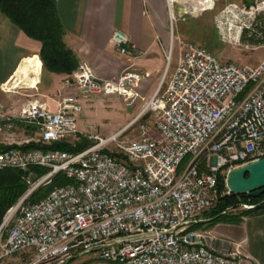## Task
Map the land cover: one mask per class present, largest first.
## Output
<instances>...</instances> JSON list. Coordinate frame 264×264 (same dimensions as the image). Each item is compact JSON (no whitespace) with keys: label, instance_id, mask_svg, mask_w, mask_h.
I'll use <instances>...</instances> for the list:
<instances>
[{"label":"built area","instance_id":"1","mask_svg":"<svg viewBox=\"0 0 264 264\" xmlns=\"http://www.w3.org/2000/svg\"><path fill=\"white\" fill-rule=\"evenodd\" d=\"M179 1L189 0H166L169 11ZM262 11L264 2L230 3L216 16V26L239 42ZM112 41L128 60L116 80H101L80 62L68 77L77 93L60 96L55 111L32 100L18 114L0 117V142L17 122L35 125L42 145L76 137L83 99L118 95L146 101L137 89L150 74L134 78L140 54L122 32ZM166 77L125 129L107 138L90 135L85 150H0L2 171L25 172L30 187L0 226V241L7 232L0 258L20 255L27 264H70L84 256L108 264L243 263L240 251L209 249L205 234L189 230V223L218 203L220 176L223 195L234 194L230 172L264 158V60L254 66L222 63L206 47L188 43L162 92ZM148 113L156 117L155 133L145 121ZM138 123L137 136L122 140ZM34 167L49 171L34 181ZM58 174L74 183L40 201L28 200ZM178 227H187V234H178Z\"/></svg>","mask_w":264,"mask_h":264},{"label":"crops","instance_id":"2","mask_svg":"<svg viewBox=\"0 0 264 264\" xmlns=\"http://www.w3.org/2000/svg\"><path fill=\"white\" fill-rule=\"evenodd\" d=\"M56 3L66 45L76 54L79 63L87 62L101 80H116L128 65L127 58L120 55L112 41L114 33L119 31L129 37L140 54L133 69L141 75L150 74L140 87L146 99L153 96L172 64L176 68L184 53L173 58L168 55L166 0H56ZM40 49L38 41L28 37L0 11V117L18 114L32 100H39L55 111L60 96L77 93L68 83L71 75L44 69ZM33 58L38 60L39 72L29 71L28 77L19 76L20 67ZM133 110L132 119L111 136L125 129L139 114ZM30 144H40L37 127L17 122L12 130L4 133L0 150L23 149ZM202 226V230L199 227L196 231L205 234L204 243L209 249L225 254L240 251L242 264H264V215L244 217L237 223Z\"/></svg>","mask_w":264,"mask_h":264},{"label":"rangeland","instance_id":"3","mask_svg":"<svg viewBox=\"0 0 264 264\" xmlns=\"http://www.w3.org/2000/svg\"><path fill=\"white\" fill-rule=\"evenodd\" d=\"M255 1L260 3L264 2V0H189L175 3L173 11L170 12L168 9V28L170 32L168 55H170L172 58L174 56H178L183 51H185L186 45L188 43H193L206 47L222 63H236L241 66H254L261 63L264 60V45L260 40L261 36L259 35V32H261L262 26L264 27V11H262L258 16V23L254 25L253 30L251 29L246 31L241 36L242 38L239 42L230 40L225 35H222L216 26V16L228 4L245 3L246 5L251 6L255 3ZM172 17L174 18L173 23L171 22ZM174 67L175 66L172 64L169 71L167 72L168 74L166 81L163 84L162 92L167 87V82L175 70ZM74 88L76 89L75 86ZM137 91L140 92V88H138ZM147 100L149 99H146V101ZM146 101H142L141 99H132L126 101V98L118 95L83 99L81 101L82 111L77 115L76 118L78 134L76 137L70 138L65 143L75 144L80 142L82 139L86 141L88 139L92 144V140L90 139V135L92 134H98L104 138L110 137L111 134L118 132L127 121L132 119L134 116L133 108L140 112ZM140 104L141 107H139ZM145 121L152 128V132L155 133V115H153V113H148V120L146 119ZM138 126L139 123L132 129L125 132L121 139H134L138 134ZM185 164L186 162H184L182 168L185 166ZM23 173L24 181L26 182V173ZM39 176L40 175L35 172V177L33 180L35 181ZM204 215L202 216V221L197 227H200L201 230L203 229L202 225L208 224L209 221V219H207ZM219 223L224 222H218L216 224ZM191 230L194 229L191 228ZM6 238L7 232L3 235L0 244L4 243ZM1 254L2 253L0 252V256ZM85 262L88 264H108L95 260L90 256L77 258L71 263L83 264ZM27 263L28 259H24L23 256L20 255L0 258V264Z\"/></svg>","mask_w":264,"mask_h":264},{"label":"trees","instance_id":"4","mask_svg":"<svg viewBox=\"0 0 264 264\" xmlns=\"http://www.w3.org/2000/svg\"><path fill=\"white\" fill-rule=\"evenodd\" d=\"M0 11L28 37L41 44L39 56L45 70L59 75L73 74L79 61L76 54L64 41L65 31L58 15L56 0H0ZM261 33L264 36V28H262ZM90 145L88 139L87 141L82 139L75 144L65 142L56 143L52 146L30 144L24 146L23 150L58 148L70 152H79ZM33 169L40 176L49 171L39 167ZM73 183L74 181L68 179L64 174H58L51 179L49 184L37 189L28 200L31 202L40 201L56 187ZM28 190L29 186L24 181L22 171L15 169L0 171V226L8 210L17 204ZM225 190V179L220 176L218 181V203L204 215L209 219L208 225H215L218 222L237 223L244 217L264 215V193L260 197L254 198L249 194L223 195ZM243 203L255 205L256 207L250 210L240 209V205ZM227 209L231 211L223 214V211ZM198 226L197 224L192 229H197Z\"/></svg>","mask_w":264,"mask_h":264},{"label":"water","instance_id":"5","mask_svg":"<svg viewBox=\"0 0 264 264\" xmlns=\"http://www.w3.org/2000/svg\"><path fill=\"white\" fill-rule=\"evenodd\" d=\"M228 187L234 194H249L257 198L264 193V158L232 170Z\"/></svg>","mask_w":264,"mask_h":264},{"label":"bare ground","instance_id":"6","mask_svg":"<svg viewBox=\"0 0 264 264\" xmlns=\"http://www.w3.org/2000/svg\"><path fill=\"white\" fill-rule=\"evenodd\" d=\"M30 65H32L31 68L29 67ZM39 68L40 67H39V63H38L37 58H33V59H30V60H27L20 67V70L18 71V74H19V76L20 75H24V76L28 77L29 76V71L33 72V73H38L39 72L38 70H40ZM134 78H142V75L139 74L138 72L134 71ZM32 83H33V81H32ZM0 171H2V167L1 166H0ZM28 195H30V187H29V190H28V192H27V194L25 196H28ZM202 219L203 218H199V219H195L193 221H190L189 230H191L192 227H195V225L199 224L202 221ZM192 231H196V230H192ZM178 234H187V227H178Z\"/></svg>","mask_w":264,"mask_h":264}]
</instances>
